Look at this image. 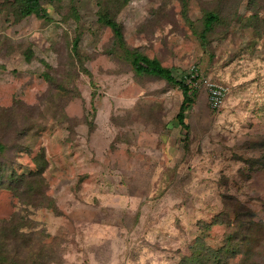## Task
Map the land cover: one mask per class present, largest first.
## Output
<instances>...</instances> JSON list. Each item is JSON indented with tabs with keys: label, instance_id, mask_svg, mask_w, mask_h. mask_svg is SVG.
Returning a JSON list of instances; mask_svg holds the SVG:
<instances>
[{
	"label": "rangeland",
	"instance_id": "obj_1",
	"mask_svg": "<svg viewBox=\"0 0 264 264\" xmlns=\"http://www.w3.org/2000/svg\"><path fill=\"white\" fill-rule=\"evenodd\" d=\"M39 5L41 13L26 16L21 0H0V144L7 147L0 163L35 170L40 146L50 161V207L26 214L10 192H0V223L24 213L18 222L27 241L9 251L15 264L32 262L40 236L54 254L31 264H179L199 237L213 248L222 244L226 225L211 224L226 197L264 222V0ZM208 13L219 21L204 46ZM101 16L122 28L125 49L179 79L197 69L198 82L226 84L223 110L215 112L200 88L183 129L182 91L137 75ZM38 109L57 117L37 121ZM12 110L18 131L6 132ZM40 123L37 138L16 135Z\"/></svg>",
	"mask_w": 264,
	"mask_h": 264
},
{
	"label": "trees",
	"instance_id": "obj_2",
	"mask_svg": "<svg viewBox=\"0 0 264 264\" xmlns=\"http://www.w3.org/2000/svg\"><path fill=\"white\" fill-rule=\"evenodd\" d=\"M21 1L24 3V8H22V10H25L24 15L30 16L33 13H41L40 0ZM218 21L219 17L216 14L208 13L206 15L204 29L201 34V41L204 46L208 43V35L214 30ZM100 22L112 30L115 42L120 45V48L124 49V55L130 61L137 75L160 78L182 91L183 102L177 119L181 127L188 130L189 127L186 124L187 114L195 104L196 95L199 92V88H195L192 83L199 81V72L197 76L195 74H187L184 78L179 79L171 70L163 67L159 61L150 59L137 51L125 49L123 31L117 22L106 16H101ZM77 49L78 43L76 42L74 50ZM188 81H191V84ZM223 85L227 87L226 84ZM38 112H41L37 120L40 122L47 121L49 117L52 119H56L57 117V112L43 114L40 109H38ZM10 113L9 118H6V132L18 131L20 122L18 120L19 115L15 113V110H12ZM32 115H29V118ZM35 128L39 130L35 131ZM35 128L32 129L31 126L25 127L23 131L16 135L19 139L37 138V133H43V126L40 123ZM6 151L7 147L0 144V154H4ZM27 153H32V147L27 150ZM33 162L35 163L36 169L23 173H20L16 168L12 167L11 164L0 163V192H10L25 207L24 212L26 214H29L32 209L50 207L47 206V203L51 201L49 198L47 202V184L44 174L49 167L50 161L47 158L46 148L44 146H40ZM225 199L227 202L225 204V210L211 224L214 226L226 225L227 232L224 234L222 244L219 247L213 248L206 243L204 238L199 237L191 245L190 254L184 256L179 264H264V222H258L254 212L236 198L226 197ZM21 214L24 213L20 211L13 218L3 220L0 223V234L2 235H0V264H10V262L15 264L13 254L9 256L11 247L19 244L23 245L27 241L22 239L25 236L22 233V229L26 225L18 222H25L24 217L20 216ZM48 244L51 243L48 242V237L44 236H40V238L32 241L30 251L32 262L34 258L37 259L36 256L39 258L42 257L43 259H51L53 257V248ZM37 248L38 253L35 252ZM11 251L14 252V249Z\"/></svg>",
	"mask_w": 264,
	"mask_h": 264
},
{
	"label": "built area",
	"instance_id": "obj_3",
	"mask_svg": "<svg viewBox=\"0 0 264 264\" xmlns=\"http://www.w3.org/2000/svg\"><path fill=\"white\" fill-rule=\"evenodd\" d=\"M198 70L192 69L190 71V74H195L197 76ZM194 76V75H193ZM191 84V82H189ZM195 88H205L209 95V104L210 107L215 112H220L225 107L226 101L228 96L231 93V90L229 87H226L219 83H214L210 80H202L201 82L196 81L195 83H192Z\"/></svg>",
	"mask_w": 264,
	"mask_h": 264
}]
</instances>
